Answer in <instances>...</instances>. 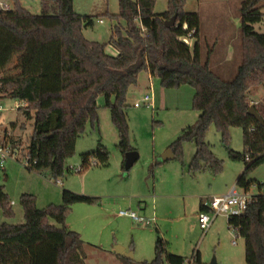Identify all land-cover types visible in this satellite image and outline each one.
Masks as SVG:
<instances>
[{"label":"trees","instance_id":"trees-1","mask_svg":"<svg viewBox=\"0 0 264 264\" xmlns=\"http://www.w3.org/2000/svg\"><path fill=\"white\" fill-rule=\"evenodd\" d=\"M14 2L15 8L0 11V28L22 42L16 48L22 50L32 42L34 57L42 44L54 43L58 47L59 86L55 90H43L42 78L32 74L29 63L21 76L0 78V98L24 103L19 112L27 120H34L25 157L29 171L56 182L73 172L68 160L76 154L77 141L87 127L99 123L100 97L104 98L117 129V149L124 158L122 169L126 171L125 156L136 150L129 136L128 94L137 85L139 75L146 72L159 79L164 89L190 86L195 90L193 106L198 120L184 129L170 146L175 160L184 164V145L192 142L196 151L189 173L220 174L224 166L206 142L209 129L215 126L230 157L245 163L237 185L250 189L253 183L248 182L249 175L264 164V125L248 113L252 106L250 95L264 87V34L254 29L255 24L264 20V0L243 1L240 9L242 62L230 81L212 68L214 50L203 55L199 43L201 17L184 11L187 0H169V9L161 15L154 12L156 0H120L119 14L109 15L117 25L105 44L86 38L84 30L94 27L95 17L77 13L74 0H39V15L32 14L19 0ZM175 15L178 24L166 28L165 22ZM121 20L127 23L124 31ZM190 34L195 40L192 47L181 40ZM109 47L116 53L111 54ZM255 107L264 119V105ZM232 127L243 130L242 154L231 148L229 129ZM0 144L14 149L16 141L6 134ZM248 157L251 161H247ZM110 158L109 150L100 141L96 150L81 156L79 173L91 167L108 168ZM254 185L264 188V183ZM62 198V205L40 209L34 195H22L25 223L11 225L0 221V264H87L85 243L67 227V218L74 205L100 206L101 198L67 190L62 192ZM201 210L208 211L203 203ZM14 216L5 187L0 185V220ZM228 225L240 230L246 264H264V196L250 204L241 217L229 219ZM157 235L154 260L137 262L120 256L122 263L186 264L189 258L170 252L169 242L159 231ZM197 252L195 264H203Z\"/></svg>","mask_w":264,"mask_h":264},{"label":"rangeland","instance_id":"rangeland-1","mask_svg":"<svg viewBox=\"0 0 264 264\" xmlns=\"http://www.w3.org/2000/svg\"><path fill=\"white\" fill-rule=\"evenodd\" d=\"M243 1L187 0L184 7V11L200 15L199 43L202 46L203 55L207 56V53L214 50L211 56L214 70L228 81L235 77L238 66L242 62L240 9ZM19 2L32 14L41 13L39 0H19ZM0 5L2 9L7 6L15 8L14 0H0ZM74 9L79 14L95 17L94 27L84 30L88 40L103 44L110 41L117 24L110 19L109 15L119 14L120 0H74ZM168 9L169 0H156L154 8L156 14H164ZM262 12L264 13V8ZM126 24V21H120L122 31ZM254 29L257 33L264 34V20L255 24ZM194 42L195 40L191 41V47ZM21 43L0 28V70H6L8 73L3 77L21 76L25 65L29 63L34 75H40L41 70L45 69L43 90H55L59 68L57 45L54 43L39 44L37 53L32 57L34 44L29 42L22 50H18L16 47ZM229 43L232 49L228 54L226 48ZM108 49L111 54L116 53L113 48ZM224 55L230 57L226 59L227 64L224 62L227 56ZM146 95L154 97L155 107L150 105L135 107V103L141 102ZM194 97L195 90L190 86L167 90L162 87L159 79L151 80L148 73L143 72L139 75L137 85L129 90L127 119L131 145L140 153V158L129 171L121 169L122 154L117 149L119 135L113 124L111 112L105 107L104 98L100 97L98 100L99 123L95 127L89 125L86 133L78 139L76 154L67 163L73 172L66 174L57 182L50 177H44L41 173L27 169L25 157L34 131V120H27L19 112L21 102L11 98H0V142L6 134L16 141L15 148H11L15 155L6 160L4 168L1 167L0 155V185L5 187L15 216L9 219L2 218L0 221L11 225L25 223L21 203V197L24 194L34 195L37 207L44 209L49 206L62 205V192L67 190L83 196L101 198L100 206L84 203L74 205L67 218V227L78 233L85 243L87 264H120L115 258L116 248L125 249L136 243H138V248L142 247L146 254H151V259L142 261L150 262L155 258L158 231L165 240L171 242L170 252L184 247L185 256L190 258L192 251L198 247L204 254L207 264L214 258L218 264H246L244 240L239 237L237 245L233 244L234 235L229 228L228 218L218 217L214 232L204 234L200 230L198 219L200 200L189 196L187 199L183 197L198 190H202L204 194L209 191L214 193L226 189L230 192L237 185L238 178L245 170L243 161L230 157L222 135L216 127L211 126L206 142L224 166L220 174L214 175L206 172L207 174L202 176L204 178L200 186L189 184L180 177V171L189 172V165L196 151L195 144L192 142L184 145L183 165L175 159L170 162L162 161V156L181 136L183 130L196 124L199 115L194 110ZM250 97L253 102H262L264 87L254 90ZM229 135L232 150L242 154L244 152L243 130L232 127L229 129ZM100 141L111 154L110 166L108 168L91 167L79 173L81 156L96 150ZM154 148L160 154L157 157L159 164H155L152 157ZM190 156H192L191 159H189ZM154 179L155 182L159 181L158 194L176 193L181 197L171 198L168 201L160 198L159 213L153 212L154 203L148 200L150 214L155 213L158 221L151 225L135 223L128 217L120 216V211L129 210L131 207L129 194L131 196L137 194L134 199L132 198L131 211L145 217L146 214L139 210V205L142 206L145 203V199H142L140 194L154 192ZM248 182L253 183L250 186V193L258 194L259 189L254 184L264 183V164L251 172ZM238 190L242 192L243 188L238 186ZM163 201L164 204L161 205ZM184 201L187 209L184 207ZM169 206L174 207L173 214L166 211L169 210ZM151 216L146 218L154 219ZM172 218L181 219L177 223L174 220L170 221ZM165 219L170 222L165 223ZM51 223L60 227L53 221ZM180 234L181 236L185 234L184 237L182 236L183 239L179 237ZM137 257L135 261L140 262Z\"/></svg>","mask_w":264,"mask_h":264},{"label":"built area","instance_id":"built-area-1","mask_svg":"<svg viewBox=\"0 0 264 264\" xmlns=\"http://www.w3.org/2000/svg\"><path fill=\"white\" fill-rule=\"evenodd\" d=\"M102 23V21H101ZM186 28V27H185ZM181 40L191 45L192 34L187 37L181 38ZM153 98L146 95L141 102L135 103V107L140 108L142 106L152 105ZM264 105V100L260 103L251 102L252 106ZM0 155H1V167L4 168V163L9 157H13L15 154L11 151V147L8 145L0 144ZM247 161H251L248 157ZM80 170H78L79 172ZM257 186V185H254ZM258 187V186H257ZM259 189L258 194H251L250 189H243L242 192L238 190V185H235L227 195L213 196L206 200L203 204L208 209V211H201L198 215L199 225L203 233L205 234L212 226L214 221L220 217L225 216L229 219L234 217H241L246 211L247 207L252 204L259 196H264V188ZM122 217H128L132 219L135 223L151 225L154 220L147 219L145 217L139 216L136 212L131 210H122L119 213ZM230 230L233 232V244L237 245V239L240 237V230L238 227L231 225ZM197 251L186 261V264H195V259L197 256Z\"/></svg>","mask_w":264,"mask_h":264},{"label":"crops","instance_id":"crops-1","mask_svg":"<svg viewBox=\"0 0 264 264\" xmlns=\"http://www.w3.org/2000/svg\"><path fill=\"white\" fill-rule=\"evenodd\" d=\"M6 9H13L12 7H8L7 6V8ZM25 22H27V21H24L23 23H25ZM231 43H229L228 44V48H226V52H228V54H229V52L231 51ZM27 50V49H26ZM224 56H227V55H224ZM230 57L229 56H227V57H225V59H224V62L226 63L227 62V60L226 59H229ZM15 59V61H17V57H15L14 58ZM222 64H224V63H222ZM227 64V63H226ZM211 65H212V68L214 69V67H213V60L211 59ZM42 73L40 74V75H38V76H40L41 78H42V80H44V75L46 74V71H45V69L43 68L42 70ZM8 73H7V71L6 70H0V78H2L4 75H7ZM48 75V74H47ZM149 75V74H148ZM150 76V75H149ZM150 79L151 80H153V79H155V78H153L152 76H150ZM57 86H59V82H58V79H57ZM150 86L152 87V83L150 84ZM155 105H156V100H154V97H153V102H152V107L154 108L155 107ZM20 106H25V104L24 103H20ZM141 108V107H140ZM189 127V126H188ZM11 138H12V136H11ZM13 139V138H12ZM138 154H139V158H140V153L137 151V149L135 150ZM160 154H158V152H157V150L154 148V150H153V154H152V157H153V159H154V163L155 164H157V163H159V161L157 160L158 158V156H159ZM192 155V154H191ZM195 155V154H194ZM191 157L192 156H190L189 157V159H191ZM123 156H122V163H123ZM139 160V159H138ZM171 161V160H170ZM169 161V162H170ZM173 161V160H172ZM165 162H168V161H165ZM189 162V161H188ZM122 163H121V169H122ZM137 163V162H136ZM135 163V164H136ZM191 163V162H190ZM123 170V169H122ZM207 173L205 172V173H201V174H196V175H192L191 173H185L183 170L182 171H180V177H182L187 183H189V184H198V186H200V184H201V182H202V178H204V177H202V176H205ZM156 180L154 179V192L151 194V193H143V194H140V197L142 198V199H145V203H144V205H139V210H141L144 214H146L145 215V218L148 216V217H150V215H152L151 217H153L154 219H151V220H154V222H158L157 221V218H156V216H155V213H152V214H150V210H149V206H148V200H151V201H153V203H154V207H155V209L153 210V212L155 211L156 213H159V210H160V205H159V200H160V198H163V200L164 201H168L169 199L171 200V198H176V197H179L180 195H178V194H176V193H166V194H158L157 193V185H158V183H159V181H157V182H155ZM201 189V188H200ZM210 192V191H209ZM205 192V194L202 192V190H198V191H195L194 193H192V194H187V195H185V196H183L184 197V199H187V197L189 196L190 198H193V199H199L200 200V212L201 211H203V210H201V204L202 203H204L206 200H208V199H210L211 197H213V196H219V195H227L229 192L227 191V189L226 190H221V191H219V192H214V193H212V192ZM209 193V194H208ZM88 195H91V194H89L88 193ZM137 196V194H134L133 196H131L130 194H129V201L131 202L130 203V205H131V207H132V198L134 199V197H136ZM181 197V196H180ZM95 198V197H94ZM147 200V201H146ZM164 201L163 202H161V205H163L164 204ZM143 202H144V200H143ZM185 201H184V207H186V209H187V205L185 206ZM157 205H158V209H157ZM167 205H165V207H166ZM131 207L129 208V210H131ZM143 207V208H142ZM168 208V207H167ZM169 214H173L175 211H174V207H172V206H169V210H166ZM199 212V213H200ZM199 215V214H198ZM196 216V215H195ZM148 219V218H147ZM175 218H172V219H170V221H173ZM181 218H177L176 220H174L175 222H177L178 223V221L180 220ZM218 219V218H217ZM217 219L214 221V223L212 224V226H211V228L206 232L207 234L208 233H213L214 232V230H215V227H214V225H215V223H216V221H217ZM170 221H167V219H165V223L166 222H170ZM158 225V224H157ZM200 229V228H199ZM201 230V229H200ZM184 235L185 234H183L182 236L184 237ZM181 236V234L179 235V237L181 238V239H183V237ZM176 237H178V236H176ZM175 237V238H176ZM169 242V241H168ZM169 244H170V250L172 249V245H171V242H169ZM184 249V247L181 249H178L177 251H173L172 253H174V254H178V255H180V256H183V257H185V258H189V257H186L185 255H186V252L183 250ZM130 251H132V252H134V257H137V259H139L140 260V262H145V261H142L143 259H151L150 257H151V254H146L145 252H144V250L142 249V247L141 248H138V243H136V244H133V245H130V246H127V247H125V252H130ZM195 251H199V254H200V256H201V261L203 262V264H207L206 262H205V257H204V254L202 253V251L200 250V249H198V247L196 248V249H194L193 251H192V254L191 255H193V253L195 252ZM115 253V258H116V260L120 263V264H123L122 263V261L120 260V256L116 253V252H114ZM122 257V256H121Z\"/></svg>","mask_w":264,"mask_h":264},{"label":"water","instance_id":"water-1","mask_svg":"<svg viewBox=\"0 0 264 264\" xmlns=\"http://www.w3.org/2000/svg\"><path fill=\"white\" fill-rule=\"evenodd\" d=\"M2 10V7L0 5V11ZM177 15H175L174 17H172L170 20L165 22V26L166 28L170 29L173 28L174 26H176L177 24ZM249 115L255 117L262 125H264V119L262 118V116L258 113L257 109L255 106H251L249 109ZM139 159V154L136 151H131L129 153L126 154L125 156V168L126 171H129L133 168V166L135 165V163L138 161ZM175 159V155L173 154V151L171 149H169L163 156H162V161H170V160H174ZM116 253L119 256H122L128 260H135L134 257V252L130 251V252H125V249L122 247H117L116 248ZM208 264H218L216 258H214L210 263Z\"/></svg>","mask_w":264,"mask_h":264}]
</instances>
